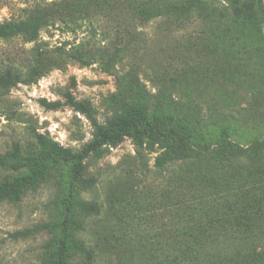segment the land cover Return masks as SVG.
<instances>
[{
  "label": "rangeland",
  "instance_id": "rangeland-1",
  "mask_svg": "<svg viewBox=\"0 0 264 264\" xmlns=\"http://www.w3.org/2000/svg\"><path fill=\"white\" fill-rule=\"evenodd\" d=\"M50 1L0 0V23ZM118 1L89 9L87 48L122 49L114 68L52 56L37 80L0 82V154H20L0 166V264H264V0H199L185 22ZM87 28L51 26L39 50ZM32 45L0 38V70L26 71ZM121 100L148 133L85 152Z\"/></svg>",
  "mask_w": 264,
  "mask_h": 264
},
{
  "label": "trees",
  "instance_id": "trees-1",
  "mask_svg": "<svg viewBox=\"0 0 264 264\" xmlns=\"http://www.w3.org/2000/svg\"><path fill=\"white\" fill-rule=\"evenodd\" d=\"M102 1L105 0H51L48 4L37 3L36 5L26 6L21 9V14L5 19L0 23V38L3 40L22 39L25 43H33L31 51L33 56L29 61L27 70L15 65L6 66L0 70V82L11 84L14 77L18 80L32 82L37 80L45 70L40 67L42 62L52 56H58L66 60H71L86 64L89 60L96 58L97 61L104 62L108 69H112L117 63L121 62L123 50L119 47H98L94 53L88 50L87 44L94 36L93 23L97 17L90 11V5L95 4L98 12L103 7ZM199 0H120L119 7L136 12L142 21H148L158 16H177L178 11H182L180 18L185 22L189 18L205 17L203 12L198 9ZM105 13H107L105 11ZM184 13L186 15H184ZM186 16V17H185ZM87 25L89 34L78 44L67 48L66 46H56L51 49H41L40 33L49 27L67 28L76 31L80 27ZM106 37H104V40ZM86 49V50H85ZM85 50V51H84ZM121 115L117 122L111 126L104 127L97 123L92 117L93 122L98 128L99 136L84 149L85 152L96 150L104 143L117 142L123 136L142 137L148 133L145 126L146 119L144 107L137 101H118ZM20 156L18 147L15 151L0 154V166H6ZM170 152H164L156 158V165L164 168L168 164H175ZM1 192V191H0ZM7 195L0 193V202H3ZM12 201L20 199L18 194L11 195Z\"/></svg>",
  "mask_w": 264,
  "mask_h": 264
}]
</instances>
